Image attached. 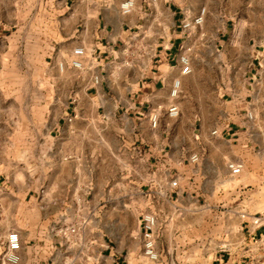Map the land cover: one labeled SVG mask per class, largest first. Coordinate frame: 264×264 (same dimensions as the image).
<instances>
[{
    "label": "crops",
    "instance_id": "crops-1",
    "mask_svg": "<svg viewBox=\"0 0 264 264\" xmlns=\"http://www.w3.org/2000/svg\"><path fill=\"white\" fill-rule=\"evenodd\" d=\"M124 1L0 0L4 8L0 31H5L1 58L20 63L18 77L39 78L41 83L32 93V109L39 111L33 124L39 133L19 140L20 151L34 159L33 169L16 176L8 169L0 174V253L10 232H17L20 239L19 261L9 263L0 257V264L132 263L131 243L137 233H124L128 239L123 241V233H85L82 224L81 229L60 232L72 224L74 211L85 210L87 156L100 159L107 175L105 189L141 190L137 175H145L146 205L153 214L159 202L183 209L193 205V194L197 196L211 181L210 172L216 186L219 169L227 177V165L240 163L232 162L231 151L235 141L247 144L242 136L251 127L250 105L238 100L243 99L241 93L222 114L228 119L224 125L209 127L202 115L189 121L167 115L168 107L176 104L170 90L180 75L187 40L180 23L198 15L200 8L186 0H176V7L167 0H130L131 11L123 13ZM219 44L217 40L216 50ZM78 48L83 55H74ZM73 59L80 61V68L70 66ZM234 61L228 69L232 75H253V50L235 52ZM24 90L28 88L14 90L21 94L17 97L21 103L31 94ZM153 114L158 117L155 128L150 121ZM0 125L1 148L9 156L11 121L0 119ZM217 143L229 145L231 151L223 152ZM246 151L250 157L255 154L254 149ZM192 155L196 162H191ZM256 156L253 172L261 180L246 185V195L250 200L255 188L263 203L264 150ZM241 162L243 170L245 161ZM121 203L119 196L114 205ZM130 203L137 204L133 198ZM241 213L255 212L245 208L235 212L240 233L200 235L195 264H257L245 257V248L250 239L262 236L264 226L254 230L250 216L241 218ZM114 222L122 226L120 216ZM218 238L223 240L220 246ZM155 247L162 252L159 245ZM166 252L171 258L173 248Z\"/></svg>",
    "mask_w": 264,
    "mask_h": 264
},
{
    "label": "rangeland",
    "instance_id": "rangeland-1",
    "mask_svg": "<svg viewBox=\"0 0 264 264\" xmlns=\"http://www.w3.org/2000/svg\"><path fill=\"white\" fill-rule=\"evenodd\" d=\"M175 1L167 0V3L176 7L173 4ZM186 2L200 10L204 9L205 17L201 27L186 30L187 40L183 49L184 55L181 57L189 61L191 72L185 76L177 75L175 78L179 81V94L175 101L181 110L178 117L181 115L185 121H189L202 115L209 127L224 125L228 119L222 114L235 100V94L241 93L243 99L238 100L244 105L246 103L250 105L248 119L251 127L247 132L245 130L246 134L242 136V139L246 141L248 139V142L238 144L235 141L232 151L227 144L217 143V148L223 152L231 151L234 159L232 162L240 160L241 164L243 160L245 165L236 176L226 177L222 169H219L221 172L219 171L216 186L215 175L210 172L208 176L211 181L203 185L204 189L198 191L197 196L193 194V205L183 209L159 202L154 207L157 211L155 215L150 210L151 207L146 205L148 186L145 175H137L141 190L122 188L118 192L111 188L105 189L107 175L100 159L85 157L87 181L85 210L79 214L74 211L72 224L61 227L60 232L81 229L84 225L85 233H123V241L128 239L124 233H137L136 240L131 243L132 263L125 260L122 264H165L164 261L167 264H195V251L198 249L196 244L200 235L240 233L238 231L240 222L235 219L237 210L245 208L255 213L264 212V202L260 203L262 201L257 190L254 188L250 191L255 195L249 200L250 196L246 195L245 187L257 185L258 180H261L260 175L253 172V167L258 163L257 151L264 150V0H186ZM3 13L4 8L0 6V14ZM4 36L5 31H0V41ZM217 40H220L221 44L216 50L214 44ZM247 49L250 53L253 50L256 57L255 65L252 66L253 75H249V78L232 75L228 69L235 64V52L246 53ZM259 59L262 63H258ZM19 66L18 61H6L0 55V119L8 118L11 121L10 131L14 135L7 152L9 156L4 155L6 152L2 150L0 143V174L8 169L11 176H16L19 172L24 173L25 169H33L34 159L28 156L27 152L20 151L19 146L23 143L19 140L25 134L39 133V127L33 124L39 120V111L32 109L35 102L32 93L35 84L40 86V79L18 77ZM18 87L28 88L24 92L31 93L27 96L26 102L21 103L17 100V97H21V94L14 93ZM6 90L10 93L5 94ZM1 129L0 125V137ZM91 146L93 148L94 145ZM247 149H254L255 154L250 157ZM119 196L121 205H114ZM130 198L137 204L131 205ZM77 214L85 220H78ZM146 214L155 217L154 237L158 236L155 238V244L162 249V252L158 253V261L154 263L149 262L142 251L141 219ZM119 216L122 221L121 227L114 222ZM221 238L223 239V236ZM217 241L219 246L223 244V240L218 238ZM171 247L173 254L169 258L166 251Z\"/></svg>",
    "mask_w": 264,
    "mask_h": 264
},
{
    "label": "built area",
    "instance_id": "built-area-1",
    "mask_svg": "<svg viewBox=\"0 0 264 264\" xmlns=\"http://www.w3.org/2000/svg\"><path fill=\"white\" fill-rule=\"evenodd\" d=\"M133 7V2L126 0L120 4L121 11L123 13H129ZM205 17V10L201 9L193 18L183 19L180 23L183 30H190L197 26H200ZM74 55L81 56L83 55V50L78 48L73 51ZM180 75L185 76L191 72L189 61L185 57L180 58ZM70 66L74 68H80L81 63L78 60H71ZM59 68L62 69L63 66L59 65ZM95 81H97L95 79ZM179 94V81H173L172 88L170 90V97L175 99ZM179 114L178 107L175 103H172L167 109V115L171 118H176ZM151 126L156 127L158 122V117L156 114H153L150 118ZM215 132H213L214 134ZM197 156H191V162H196ZM230 176L238 175L242 170L241 164L229 163L227 165ZM172 186H176V181L171 182ZM249 217V221L253 229H258L264 226V212L254 213L248 215L246 213H241V218ZM141 232H142V251L144 257L149 262H157L159 259L158 252L155 248V237H154V226H155V217L152 214H146L142 216L141 219ZM20 249V239L17 232H10L6 237V243L0 257L3 261L9 263H17L19 261L18 250ZM245 257L251 261H257V264H264V232L262 236L258 239H250L249 244L245 248Z\"/></svg>",
    "mask_w": 264,
    "mask_h": 264
}]
</instances>
